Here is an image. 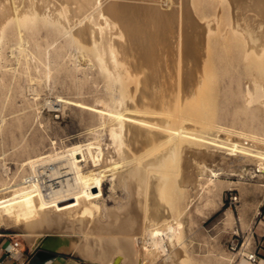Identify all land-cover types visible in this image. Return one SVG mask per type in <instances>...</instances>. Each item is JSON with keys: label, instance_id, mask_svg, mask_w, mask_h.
I'll return each mask as SVG.
<instances>
[{"label": "bare ground", "instance_id": "obj_1", "mask_svg": "<svg viewBox=\"0 0 264 264\" xmlns=\"http://www.w3.org/2000/svg\"><path fill=\"white\" fill-rule=\"evenodd\" d=\"M197 1L0 0V68L1 47L15 41L16 48L12 46L19 52L22 71L30 70L32 57L46 66V77H50L49 48L56 44L53 61L58 70L79 81V90L91 78L94 86L103 83L104 90L97 92L92 103L81 99L80 105L89 108L93 131L105 129L111 138L107 143L97 134L94 140L66 144L60 150L55 147L49 153L27 154L20 166L23 171H28V166L30 172L20 181L12 182L0 173V220L10 219L32 247L73 252L88 264H157L169 248L171 256L183 254L180 216L189 206L186 196L193 188H217L213 177L221 173L209 166L216 158L230 171L235 170L232 161L253 163L256 176L264 180V120H250V127H261L259 133L216 122L212 127L205 115L194 120L190 116L194 112L190 107L194 106L195 116L206 106V100L195 98L202 87L205 90L216 73H225L209 51L210 38L229 33L241 39L238 65L243 76L226 78L214 95L220 93L227 99L232 93L228 87L236 81L245 107L260 105L264 111V0H200L201 17ZM164 4L169 5L167 9ZM222 16L227 17L223 30ZM70 49L75 66L67 69L63 59ZM16 80L15 74H0V98ZM203 97L209 101L208 95ZM191 99V103H199L190 106ZM214 130L229 136L221 137ZM163 142L164 151L151 155ZM210 144L228 151L225 155L215 152ZM39 163L54 165L49 173L53 178L62 177L58 187L27 182V175L35 173ZM171 163L177 165L176 170ZM172 167V173L164 172ZM162 170L165 176H158ZM203 176L207 177L205 184ZM109 178L112 190L119 188L128 197L109 195L113 206L108 205L104 193ZM117 217L122 225L116 235L102 241L104 233L98 224L110 228ZM249 242L250 238L243 251Z\"/></svg>", "mask_w": 264, "mask_h": 264}, {"label": "rangeland", "instance_id": "obj_2", "mask_svg": "<svg viewBox=\"0 0 264 264\" xmlns=\"http://www.w3.org/2000/svg\"><path fill=\"white\" fill-rule=\"evenodd\" d=\"M197 2L198 4L196 11L198 13V17H201L203 13L202 4L200 0ZM215 3L218 2L216 1ZM168 6V4H164L162 7L163 9H167ZM226 23L227 17L222 16L220 22L221 30L226 27ZM210 39L212 41V45L209 46V51L211 49L210 53L217 61L220 62V68H222V71L225 73L223 75L221 72L216 73L213 79L208 80L207 86H204L205 90H203L202 87V95H197L195 98L201 99L199 102L206 100V106L201 109V111L198 109V114H195V116L192 115L195 113V110H191V108L194 106L190 107V112L192 113L194 111L192 114L190 113V116H192L193 119L194 117L199 118L205 115V119L212 123V127L216 122L233 129L236 128V130L250 132L253 128V131L262 133L263 130L261 127H250V120L259 119L261 122H263L264 111L260 109V105H252L249 108L245 107V100H243L244 97L241 98L242 96L241 93L238 92L239 86L236 81L229 85L231 87H228V89L229 91L231 90L232 93L229 94L230 97H227V99L220 93H218L219 96L217 97L214 95L222 87V82L226 78L237 80L240 75L243 76V70L242 68H239L238 65L241 61V59L238 57L240 49L239 42H241V39L234 37L232 33H229L226 37L220 38L219 36H214ZM13 42L14 45L11 41L5 44V47H1L4 53L1 58V64L3 67L0 68V74L5 72L8 76L15 74L17 77V80L11 85L12 88L6 89L5 93L2 95V98H0L1 175L6 179H12V182L20 179L23 174L28 173V171L30 172L28 166L26 167V170L28 171L22 170V167L20 166L21 160L25 158L27 154H31L36 151L49 153L52 149H55V147L60 150V147L66 144L70 145L71 143H81L94 140L95 138L93 137L97 134H99L97 135L99 137L101 134L104 140H107V143H110L111 138L108 136V132L105 131V129L93 131L95 125L92 120L90 110L89 108H84L80 105L81 99L92 103L97 92L104 90V86H102L103 83L94 86L95 83L91 78L88 83L83 85V90H79L77 87L79 81L71 76L69 72L66 71V73L63 71L62 73V70H58V64L53 61V52L56 44L49 48L51 53L49 67L51 68L53 66L51 68L52 76L46 77V66L41 64L39 65L37 62L35 63L37 60L34 59L35 61H33L32 57H30V70L28 72H23V66L21 64L19 65L18 62L19 52L17 49H14V47L16 48V43L15 41ZM70 50L71 51H69V54H67L68 56L66 55V57L63 59V61L66 60V62H63V65L66 64L65 67L67 66V69L73 65L75 66L74 59L71 57L73 54V49ZM5 54L8 57H6ZM6 61L10 64H8ZM15 61H17V64ZM35 64L38 65L35 66ZM223 65L226 67L223 68ZM19 67H21V69ZM77 75L78 77L83 76L81 72H79ZM68 77L69 79L71 77V80L67 79ZM176 79H180L179 75L176 77ZM244 80L245 79L243 77L242 81ZM89 84L90 86H88ZM18 86L19 91L17 92L15 89ZM203 95H208L209 101L208 98L205 99L206 97H203ZM192 100L193 99L189 100L190 106L193 104L191 103ZM199 102L198 100L195 101V103ZM176 110H178V112L183 111L179 108ZM213 133L221 134V137L229 136L225 133H223V135L216 130H214ZM22 139L24 141L26 139V142H24ZM53 141L56 142V144H53ZM24 143L29 144L30 147L29 145L26 146ZM24 145L26 148L23 149L22 146ZM31 147L32 150H30ZM20 148L22 149V152H20ZM165 148L166 143H160L156 146V148H154L152 151L153 153L151 152V155H157L164 151ZM209 148L224 155L228 151V148H219L217 146H212L211 144ZM214 148H216V150ZM157 149L159 150L157 151ZM239 151L240 157H243L245 155L244 152L241 150ZM79 157L82 158L81 155H79ZM218 158H216L217 160L211 162L209 165L211 168H213V170L221 173L218 177H213L217 180V188L211 191L204 190L201 187H197L195 189L193 188L189 190L186 196V203H188L189 206L183 215L180 216V219L183 223L181 228V247L183 254L180 256L178 255V257L171 256L170 253L172 251L169 248V250L166 252L167 254L161 256L157 261V264H250L246 258V254L252 249H257L261 259L260 261L264 260V186L260 184L259 179L261 178L256 176L255 165L253 163H240L241 159L232 161L231 165H233L235 170L230 171L225 169L224 163L220 158ZM172 165L176 170L177 165ZM163 171L164 170H162V172H157L156 174L159 176V174L164 172L169 173L171 171L172 173L174 168H167L164 172ZM165 173L161 174L160 176H165ZM205 176H203L201 179L204 184L207 178ZM261 181L264 180L261 179ZM172 182L173 181L171 180L170 185H173ZM111 183L112 181L110 178L105 181L104 193L107 198L108 205L113 206L115 205L114 200L109 195L114 193L115 196L126 199L127 193L123 190H120L119 188H117L115 192L112 190ZM169 192H167L168 197ZM234 196L238 197L237 201L231 200V197ZM167 204L169 205V203ZM118 217L114 220L113 225H111L112 227L110 228L108 225L105 226L100 223L98 224L101 234L104 233L102 235V241L112 238L114 235L111 234H115L119 230L122 222H119L121 219L118 220ZM3 222L0 220V225L1 223L3 224L0 226V243L4 239H7V242H5V244H7L5 248L7 249L10 245L8 243H11L12 241V239L10 240V237H16L22 243L21 248L23 251L29 250L30 248L27 243V239L17 233V229L10 223V219H4ZM113 227L117 228L114 229ZM107 228L108 231H110L109 233L106 230ZM113 230L115 231L114 233ZM108 234H110V236H108ZM246 238H250V242L247 244V246H249H246L245 251H243L242 244L246 243ZM164 239L166 240L165 236ZM231 242L239 243L236 251L231 250L228 247L229 243ZM103 245L105 246V244ZM238 251L243 252L241 253ZM67 255L72 256L70 254ZM17 256H14V258ZM84 263L88 264L86 261H84ZM259 264H264V262Z\"/></svg>", "mask_w": 264, "mask_h": 264}, {"label": "built area", "instance_id": "obj_3", "mask_svg": "<svg viewBox=\"0 0 264 264\" xmlns=\"http://www.w3.org/2000/svg\"><path fill=\"white\" fill-rule=\"evenodd\" d=\"M54 168V165H48V164H38V170L33 174H28L26 180L27 182H37L42 187H51L55 188L58 187V185L61 184L62 177L59 178H53L50 176L51 169ZM231 200L237 201L238 197L234 196L231 197ZM22 243L16 238L13 237L12 241L9 245V248H7V253L10 258H14V256H17L18 254L23 252V249L21 248ZM239 246V243L231 242L229 243L228 247L231 250L236 251ZM243 247V244H242ZM246 258L250 264H259L260 263V256L257 251V249H252L249 251V253L246 254Z\"/></svg>", "mask_w": 264, "mask_h": 264}, {"label": "crops", "instance_id": "obj_4", "mask_svg": "<svg viewBox=\"0 0 264 264\" xmlns=\"http://www.w3.org/2000/svg\"><path fill=\"white\" fill-rule=\"evenodd\" d=\"M12 238L10 237V240ZM5 242H7V239H4L1 243H0V264H86L84 263L85 259L78 255L75 254L73 252H63V251H58V250H54V249H48L42 246H34V247H30V243H28L29 245V250H24L22 253H20L16 258H10L8 253H7V249L5 248V246L7 244H5ZM10 244V242L8 243ZM45 248L51 251H55L57 254L55 255L54 258L49 259V260H42L40 257H38L35 253L36 250L38 248ZM35 248V249H34ZM67 254H70L72 256H68ZM84 260V261H82Z\"/></svg>", "mask_w": 264, "mask_h": 264}, {"label": "water", "instance_id": "obj_5", "mask_svg": "<svg viewBox=\"0 0 264 264\" xmlns=\"http://www.w3.org/2000/svg\"><path fill=\"white\" fill-rule=\"evenodd\" d=\"M38 257H40L42 260H49L55 257L57 254L56 252H53L51 250L45 249V248H38L35 253Z\"/></svg>", "mask_w": 264, "mask_h": 264}]
</instances>
